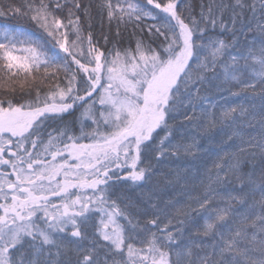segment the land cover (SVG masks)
Listing matches in <instances>:
<instances>
[{
  "label": "snow or ice",
  "instance_id": "1",
  "mask_svg": "<svg viewBox=\"0 0 264 264\" xmlns=\"http://www.w3.org/2000/svg\"><path fill=\"white\" fill-rule=\"evenodd\" d=\"M0 17V264H264V0Z\"/></svg>",
  "mask_w": 264,
  "mask_h": 264
},
{
  "label": "trees",
  "instance_id": "2",
  "mask_svg": "<svg viewBox=\"0 0 264 264\" xmlns=\"http://www.w3.org/2000/svg\"><path fill=\"white\" fill-rule=\"evenodd\" d=\"M82 3L84 4H88L91 2V0H81ZM98 2V0H97ZM185 3H190L192 5V7L196 10V12H199V6L201 3V0H184ZM205 3L210 2V0H204ZM217 2H219V0H217ZM253 2V0H249V3ZM254 2L256 3L257 9H259L260 7V0H254ZM154 11H158V10H154ZM66 15V14H65ZM81 17H83V13H80ZM93 16L94 19H92L91 21L88 20H83V28H84V32L85 35L88 32V24L91 23L92 24V33L94 36L99 37L100 35V17L96 14V10L93 9ZM145 23L151 24L153 23L152 21L148 20L145 21ZM0 25H4V26H9V27H13V28H22L26 31L32 32L35 35L39 36V35H43L42 31L33 23H29V22H25V21H21V20H16L13 19L11 17H0ZM105 31H107V27H106V21H105ZM114 35V29H113V33ZM51 47V45H49ZM124 46H127V41H125ZM134 46V45H133ZM53 51L55 52H59V54L61 56L64 55V53L59 51V47L57 46L55 49H53ZM236 99V98H233ZM246 131H252L251 129H246ZM256 131H258V128L256 129ZM247 170V169H246Z\"/></svg>",
  "mask_w": 264,
  "mask_h": 264
}]
</instances>
